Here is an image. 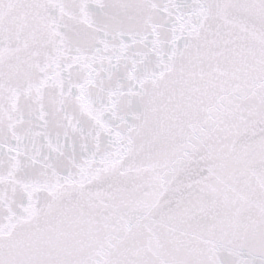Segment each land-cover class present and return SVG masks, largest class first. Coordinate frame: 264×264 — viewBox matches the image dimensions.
Returning a JSON list of instances; mask_svg holds the SVG:
<instances>
[{
  "label": "snow or ice",
  "instance_id": "1",
  "mask_svg": "<svg viewBox=\"0 0 264 264\" xmlns=\"http://www.w3.org/2000/svg\"><path fill=\"white\" fill-rule=\"evenodd\" d=\"M0 264H264V0H0Z\"/></svg>",
  "mask_w": 264,
  "mask_h": 264
}]
</instances>
